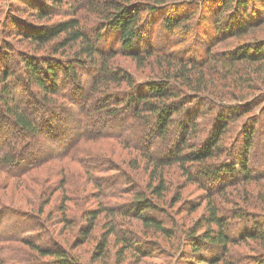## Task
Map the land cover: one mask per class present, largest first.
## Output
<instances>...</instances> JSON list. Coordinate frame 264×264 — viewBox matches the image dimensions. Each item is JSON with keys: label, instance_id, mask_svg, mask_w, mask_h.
<instances>
[{"label": "trees", "instance_id": "trees-1", "mask_svg": "<svg viewBox=\"0 0 264 264\" xmlns=\"http://www.w3.org/2000/svg\"><path fill=\"white\" fill-rule=\"evenodd\" d=\"M71 7V13L60 14L64 17L46 28L23 29L18 26L14 14L8 18L5 15L1 22L0 100L9 98L0 102V171L10 178H18L37 164L64 157L84 162L80 164L89 175L92 168L89 162L105 159L95 155L80 159L77 155L79 144L90 137H111L124 143L127 141L128 145L140 143L145 149L142 158L152 163L155 170L176 163L182 172L185 171V176L198 177L200 182L212 178L219 187L235 183L238 171L245 182L252 176L264 174V168H255L252 174L246 166L255 141V126L257 123L262 125L258 122L259 117H248L257 98L255 101L247 98L251 85L259 81L264 83L257 75L264 70L260 68L264 65V40L256 37V31L264 24V0H85L84 4L79 3V10ZM42 12L39 11L40 17H44ZM159 12L161 18L156 19ZM157 22L162 24L164 39L162 35L153 34L151 28ZM13 30H18V36L24 34L34 51H40L48 44L49 54H17L16 49H11L1 39L2 32L12 34ZM228 37H242L241 41L251 42L228 51L208 53L209 46ZM160 38L163 40L158 41ZM195 41L202 46L206 44L204 56L194 55ZM142 43L145 49H141ZM180 44L186 49L182 51L185 56L171 51L174 47L178 49ZM115 53L127 54L137 67H151L148 80H136L130 71L113 66L110 59ZM209 58L212 59L211 67L221 68V81L228 93L215 89L217 86L203 69L204 61ZM241 63L245 64L244 70L238 67ZM254 65L258 69H249ZM84 71H94L87 89H84L88 79L84 77ZM122 84L126 87L119 93L102 94L105 89ZM18 87L24 93H19ZM225 94L238 100L224 103L228 98ZM54 95L63 98L71 107L64 110L61 105L57 106L52 100ZM88 104L95 106L86 107ZM102 109L115 121L123 118L127 122L126 128L113 129L115 122L96 127V112ZM64 114L68 116V122L63 126ZM73 115H81L76 123ZM261 115L264 116V111ZM206 117L210 118L209 123ZM135 120L143 123L148 133H137L140 141L134 143L125 133L132 134L134 126L131 122ZM62 129L63 133L60 132ZM152 129L157 133L149 137ZM193 132H196L195 137H188ZM232 132L235 142L226 143L232 138ZM22 136L36 138L44 146L32 145ZM189 139L193 140L190 146ZM159 143L164 149L161 154H156L152 144ZM196 143H200L198 149L194 146ZM184 148L189 149L187 153ZM167 158L171 160L166 163ZM223 175L228 179H219ZM163 178L161 173H151V182L147 186L150 196L137 192L128 210L134 212L144 226L171 236L163 222L150 213L156 209L153 198H158L164 191ZM1 203L0 198V206ZM204 206L205 215L194 228L185 231L182 241L193 254L203 247L204 252L220 247V253L198 255L194 264H238L226 252L229 243L241 238L264 242L263 215L258 220L248 218L246 210L241 208L220 210L210 192ZM11 217L10 220H14ZM94 218L95 215L87 214L86 230L93 227ZM19 223V220L12 221L13 225ZM230 228H236L237 236ZM23 235L16 231L2 234L0 255L9 246L3 241H19L39 255L51 256V264L75 263L61 246L54 244L52 250H43L34 244L33 236L25 238ZM105 236L106 233L97 246V256L102 254ZM131 240L136 242L134 246H141L135 237ZM254 264H264V256L254 260Z\"/></svg>", "mask_w": 264, "mask_h": 264}, {"label": "rangeland", "instance_id": "rangeland-1", "mask_svg": "<svg viewBox=\"0 0 264 264\" xmlns=\"http://www.w3.org/2000/svg\"><path fill=\"white\" fill-rule=\"evenodd\" d=\"M80 2L84 4L85 0H0V25L5 15L8 18V15L14 14L15 19L19 22L18 26L23 29L46 28L55 20L64 17L59 16L60 14L71 13L69 11L70 6L79 10ZM40 10L44 11L42 12L44 17H40ZM49 14L52 17H49ZM66 18L68 17L66 16ZM160 18L159 12L156 19ZM154 24V27L151 28L154 36L162 35L161 37L164 39L162 24L160 22ZM94 26L97 27L98 25ZM263 29L264 24L256 31V37L259 40H264ZM17 31L13 30L14 33L12 34L1 33L2 41L7 43L10 48L16 49L17 54L26 52H33L38 55L49 54L48 44L40 51H34L28 45V41L25 40V35L18 36ZM162 38L158 41H162ZM194 40L196 39L194 38ZM241 40H243L242 37L221 39L209 46L208 53L228 51L242 43L249 44L251 42V40ZM194 44V55L197 57L204 56L203 47H206V44L202 46L196 41ZM181 45L179 50L174 47L171 51H177L185 56L186 53H182V51L186 49ZM145 47L142 43L141 49H145ZM196 59L200 60L199 58ZM210 61H212L210 58L204 61L203 69L205 68L206 74L217 86L215 89L228 93V89L223 86L224 81H221V68H217L220 70L218 72L216 68L210 66ZM110 62L113 66L130 71L139 81L148 80L149 70L152 69L148 65L137 67L135 61L125 53H115ZM258 63L259 65L263 64ZM238 67L244 70L245 64L241 63ZM254 68L258 69L255 65L249 67L252 71ZM260 68L264 69V65ZM93 72L84 71L86 75L84 77H88L84 89L89 86ZM78 74L80 75L81 72L78 71ZM254 74L256 73L254 72ZM257 75L262 81L264 80V70ZM259 82L251 85L248 93L253 94L254 92V95L248 94L247 98H253V100L257 98L256 101L254 100L256 106L248 117H259L258 122L262 123V125L257 123L255 126L253 136L255 141L249 155V162L246 165L252 174L255 168H264V116L261 115L264 111V89L262 88L264 83L262 85ZM125 87L124 84L120 87L113 86L105 89L102 94L108 91L119 93ZM17 91L24 93L23 89L19 87ZM226 96L228 98L224 99V103L238 100ZM8 98L2 97L0 102H4ZM52 100L57 106L61 105L63 109L71 107L58 95L52 96ZM90 105L95 106L88 104L86 107ZM105 112L104 109L96 112L98 114L96 127L100 128L102 125L115 122L116 127L113 129L126 128L127 122L123 118L120 121H115L109 118ZM64 117L63 126L68 122V116L64 114ZM73 117V121L76 123L81 115H73ZM205 119L209 123L210 118L206 117ZM203 122L201 124H204ZM131 124L134 129L132 134L129 131L125 133L126 138L134 143L139 142L137 133L145 132L147 135L148 132L143 128V123L140 121L135 120ZM198 131H201V128H198ZM60 132L63 133L64 130L62 129ZM156 133L157 130L152 129V134L149 137H154ZM195 133L189 134L188 137H195ZM233 135L232 132V138L228 139L226 143L231 142L233 144L235 142ZM15 136H18V133ZM203 136L201 134V138ZM22 137L24 140L30 141L32 145L44 146V144L37 142L36 138ZM38 138L42 140V135H39ZM190 142L193 143V140L189 139V146L191 145ZM199 144H194L195 148L198 149ZM144 145L147 143L144 142ZM152 145L156 154H161L164 148L160 146V143ZM77 149V155L80 159H88V157L95 155L105 160L90 161L92 168H90L89 175L80 164L84 162L72 161L64 157L37 164L29 173L18 178H10L3 171H0V198L2 201L0 206V236L13 231L21 232L25 238L33 236L32 240H34L35 245L43 250L49 249V251L56 244L68 251L71 256L70 260L75 262L73 264H194L198 255H217L220 253V247L208 249L210 250L208 252H204L205 247H203L197 254H193L184 240L182 241L185 231L194 228L200 222L199 219L205 215L204 205L209 192L210 196L215 198L220 210L241 208L246 210L248 218L253 217L259 220V218L262 219L261 215L264 217V174L259 177L252 176L250 177L252 179H247L245 182V179L241 178L240 171L236 170L238 171L236 173L237 181L219 187V183L213 181L212 178L200 182L198 175L193 174L197 178L190 174L185 176V171L182 172L176 163L155 170L152 163L146 162L142 158L145 149L140 143L128 145L127 141L124 143L111 137L104 139L90 137L82 141ZM188 150L184 148L185 153ZM170 160L167 158L166 163ZM187 166L191 167L190 164ZM151 173L163 174L165 187L159 197L152 200L156 205L155 211L147 212L152 213L156 219L162 221L163 225L166 226L167 233H171V236L162 235L144 226L139 217L128 210L137 192L141 191V193L150 196L147 186L151 182ZM219 179L227 180L228 176L223 175ZM154 184L155 181L152 182V185ZM88 213L95 215L92 221L93 227L90 230H86L89 224V220H86ZM11 216L14 220L20 221L19 225L12 224L14 220H10ZM110 229L112 232L108 233ZM230 232L237 236L236 228H230ZM105 233V246L101 250L102 254L97 256V246ZM134 237L141 246H134L136 242L131 240ZM5 243L9 246L1 252L0 264H51V256L39 255L35 249L24 243L3 241V244ZM226 252L238 264H254V260L257 261V258L264 256V242L241 238L229 243L226 246Z\"/></svg>", "mask_w": 264, "mask_h": 264}]
</instances>
